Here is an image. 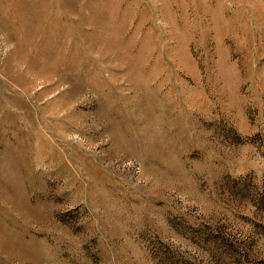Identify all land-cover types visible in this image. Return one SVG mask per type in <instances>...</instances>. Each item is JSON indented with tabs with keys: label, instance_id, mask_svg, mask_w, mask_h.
Segmentation results:
<instances>
[{
	"label": "rangeland",
	"instance_id": "rangeland-1",
	"mask_svg": "<svg viewBox=\"0 0 264 264\" xmlns=\"http://www.w3.org/2000/svg\"><path fill=\"white\" fill-rule=\"evenodd\" d=\"M0 264H264V0H0Z\"/></svg>",
	"mask_w": 264,
	"mask_h": 264
}]
</instances>
